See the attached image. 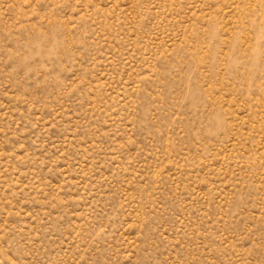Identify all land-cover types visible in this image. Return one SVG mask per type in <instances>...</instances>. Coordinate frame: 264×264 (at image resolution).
<instances>
[{
    "label": "rangeland",
    "instance_id": "obj_1",
    "mask_svg": "<svg viewBox=\"0 0 264 264\" xmlns=\"http://www.w3.org/2000/svg\"><path fill=\"white\" fill-rule=\"evenodd\" d=\"M0 264H264V0H0Z\"/></svg>",
    "mask_w": 264,
    "mask_h": 264
}]
</instances>
